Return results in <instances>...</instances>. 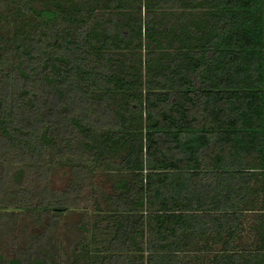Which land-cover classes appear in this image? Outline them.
Instances as JSON below:
<instances>
[{
    "label": "trees",
    "instance_id": "16d2710c",
    "mask_svg": "<svg viewBox=\"0 0 264 264\" xmlns=\"http://www.w3.org/2000/svg\"><path fill=\"white\" fill-rule=\"evenodd\" d=\"M98 1L24 2L16 14L37 29L0 31L3 78L21 81L25 100L0 95L6 145L29 147L56 128L63 148L78 138L82 150L66 188L45 190L39 208L75 207L71 194L110 176L98 173L106 165L112 192L98 191L93 233L82 227L103 240L94 264H206L205 254L210 264H264V0H179L165 27L154 12L168 0H106V13ZM125 6L139 19L118 23ZM142 38L147 58L134 64ZM99 98L114 100L111 112L91 110ZM38 99L49 104L42 134L27 118ZM248 211L257 223L246 244ZM87 239L73 245L77 257Z\"/></svg>",
    "mask_w": 264,
    "mask_h": 264
},
{
    "label": "rangeland",
    "instance_id": "374dc122",
    "mask_svg": "<svg viewBox=\"0 0 264 264\" xmlns=\"http://www.w3.org/2000/svg\"><path fill=\"white\" fill-rule=\"evenodd\" d=\"M48 1L0 0L4 6L0 7V13L3 12L7 16V19L5 16L0 17V31L3 32L4 36L11 37V32L16 31V29L20 31L36 30L37 25L30 28V25L25 22L26 17L23 18L16 14L17 8L15 7L26 2L29 7L32 6L35 9L42 7L44 9ZM105 2L106 0L97 2L100 13H106L103 8ZM179 3V0H168L164 8L159 6L155 8L154 21L158 27H165L175 22L176 16L182 11ZM118 11L119 13L120 11L124 12V15H120L118 23L120 20H126V14L130 12L134 15L133 17L139 19L138 15H135V12L126 6L119 8ZM28 13L33 14L32 10H29ZM28 18L33 21L31 17ZM37 19L39 21V18ZM145 43L147 44L148 41L142 38V49L129 56L134 64L138 63V59L142 62L146 60L148 49H144L143 44ZM149 44L151 45V43ZM157 52L158 50H155V53ZM140 69L142 79H147V76L144 77L147 71L142 64ZM5 72L4 67L0 68V95L2 96L4 92L8 93L14 106L22 101L25 102L20 96L22 82L3 78ZM84 87H88L87 84ZM46 90L49 92L47 96L50 93L56 95L53 85L46 87ZM2 99L3 97H0V115H2V110L5 112L3 108L1 110ZM107 99L105 102H99L100 98L95 100L91 110H98L99 113H104L106 110L111 112L114 100ZM35 105L37 106L35 108L36 114L27 115L28 123L34 125L36 122L37 131L42 134L46 126L41 121H45L43 116L48 114L49 104L43 99H38ZM61 132L63 131L60 129L57 131L56 128L52 132V139L56 140V144L50 139V136H47V140H33L29 147L23 148L22 146L12 150L6 145V137L0 129V264H94L96 257L99 256L98 250L103 240L99 237L100 234L97 230L94 231L97 232L95 239L91 241L89 236L90 233H93L91 229L95 220L98 219L94 203L99 197L98 191L112 192L110 176L116 175L115 172L110 173L104 169L107 166H103V170L98 173L110 176L102 175L101 177L98 175L93 179L96 184H93L92 188L85 181L84 186L76 191V194L72 193L70 196L76 203L75 207L64 213L59 214L54 211L45 213L39 208L45 190L57 195L66 188L71 175L68 163L75 155H81L82 150L78 146V138L72 140V146L69 149L63 148ZM8 141L12 143L9 138ZM83 159H85L84 155ZM98 186L100 189H97ZM244 215L243 233L241 235L243 242L249 244L257 223V214L248 211ZM82 227L91 230L90 233ZM83 235L88 237L84 244L86 245L85 251L87 250L88 253L77 257L73 254L72 247ZM205 256L210 258L207 254ZM207 258L204 261L206 264H210Z\"/></svg>",
    "mask_w": 264,
    "mask_h": 264
}]
</instances>
